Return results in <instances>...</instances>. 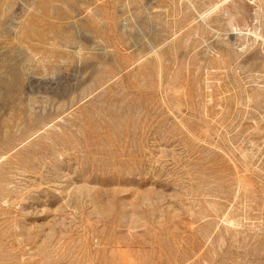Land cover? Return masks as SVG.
<instances>
[{"label":"rangeland","instance_id":"rangeland-1","mask_svg":"<svg viewBox=\"0 0 264 264\" xmlns=\"http://www.w3.org/2000/svg\"><path fill=\"white\" fill-rule=\"evenodd\" d=\"M0 264H264V0H0Z\"/></svg>","mask_w":264,"mask_h":264}]
</instances>
